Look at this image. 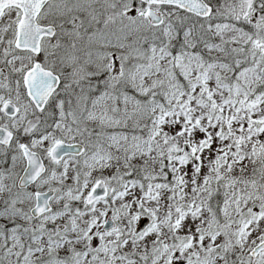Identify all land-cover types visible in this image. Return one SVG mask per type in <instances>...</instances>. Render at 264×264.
<instances>
[{
    "label": "snow or ice",
    "instance_id": "6c2138e0",
    "mask_svg": "<svg viewBox=\"0 0 264 264\" xmlns=\"http://www.w3.org/2000/svg\"><path fill=\"white\" fill-rule=\"evenodd\" d=\"M0 264H264V0H0Z\"/></svg>",
    "mask_w": 264,
    "mask_h": 264
}]
</instances>
